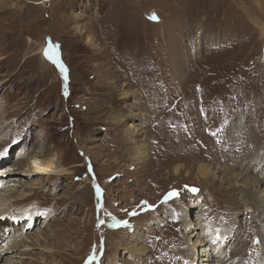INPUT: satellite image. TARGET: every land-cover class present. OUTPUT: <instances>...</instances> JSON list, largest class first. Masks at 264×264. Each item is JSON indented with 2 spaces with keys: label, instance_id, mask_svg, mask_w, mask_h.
Wrapping results in <instances>:
<instances>
[{
  "label": "rangeland",
  "instance_id": "obj_1",
  "mask_svg": "<svg viewBox=\"0 0 264 264\" xmlns=\"http://www.w3.org/2000/svg\"><path fill=\"white\" fill-rule=\"evenodd\" d=\"M261 190L264 0H0V264H264Z\"/></svg>",
  "mask_w": 264,
  "mask_h": 264
},
{
  "label": "bare ground",
  "instance_id": "obj_2",
  "mask_svg": "<svg viewBox=\"0 0 264 264\" xmlns=\"http://www.w3.org/2000/svg\"><path fill=\"white\" fill-rule=\"evenodd\" d=\"M88 44L89 45L92 44L91 40H89ZM133 127H134V125L131 126V128H133ZM131 128L124 131V136L132 135L135 133L134 131L131 130ZM205 133L208 135V136L206 135L205 138H207L209 141H212L214 143H219V147H220L219 149H222L223 151H225V153L229 154L232 158L233 157H241L244 154L245 155H248V154L251 155V153H252V149L249 146H247V143H249V142L246 138V133L242 129H238L237 131L234 132L235 134H232V136H230L228 138L225 135L226 133L223 131H220L219 128L215 129V131H213V132H210V130L207 132V129H205ZM202 134H203V132H202ZM225 146L227 147V151L225 150ZM170 148L172 149L173 146H171ZM182 148L183 147H181V149ZM173 149H175V147ZM133 151L135 152V156L133 157L132 162L134 161V163H135V162L140 161L145 152L135 150V147H134ZM177 151H179V152H177V153H179L178 156L183 153V151L179 150V148ZM206 173L207 174H213L214 171L213 172L210 171V172H206ZM260 192L261 193L258 195V198H260L259 203L264 208V190H261ZM202 202L203 201L201 199L197 200L196 205H198L199 211L204 210V204ZM199 215H200L199 219H202L205 214L203 212ZM196 219H198V218H196ZM196 219H195V221H196ZM192 222H193V220L187 222L186 223L187 226L192 224ZM197 229L199 230V228H197ZM196 236H198V232L192 233L191 236L189 237V239L196 237ZM198 240H199V237H197L195 242H192L191 248L189 249V257L188 258H189L190 264H197L198 262L201 264H209L208 261L211 260V259H209L210 253H208L207 250H205V249H199V251L197 250V252L195 250L196 249L195 245L200 244V242H198ZM261 242L262 241H259V244H257L259 247L261 246ZM197 255H200L202 258H199V259L196 258ZM215 257H216V255L212 256V258H215ZM178 260H179V258H178Z\"/></svg>",
  "mask_w": 264,
  "mask_h": 264
},
{
  "label": "snow or ice",
  "instance_id": "obj_3",
  "mask_svg": "<svg viewBox=\"0 0 264 264\" xmlns=\"http://www.w3.org/2000/svg\"><path fill=\"white\" fill-rule=\"evenodd\" d=\"M153 19H155V17H153ZM45 55L47 56L48 53L45 52ZM61 72H66V70L62 66H61ZM191 191L195 192V191H197V189H191ZM175 195H176V193H170L169 198H171L172 196H175Z\"/></svg>",
  "mask_w": 264,
  "mask_h": 264
},
{
  "label": "water",
  "instance_id": "obj_4",
  "mask_svg": "<svg viewBox=\"0 0 264 264\" xmlns=\"http://www.w3.org/2000/svg\"><path fill=\"white\" fill-rule=\"evenodd\" d=\"M257 244H258V240L255 239V240H254V245L257 246Z\"/></svg>",
  "mask_w": 264,
  "mask_h": 264
}]
</instances>
